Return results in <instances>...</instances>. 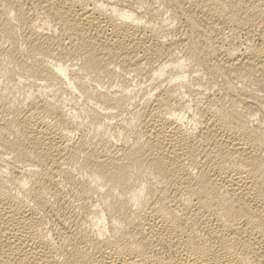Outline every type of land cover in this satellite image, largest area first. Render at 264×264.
<instances>
[{"label":"bare ground","instance_id":"bare-ground-1","mask_svg":"<svg viewBox=\"0 0 264 264\" xmlns=\"http://www.w3.org/2000/svg\"><path fill=\"white\" fill-rule=\"evenodd\" d=\"M0 264H264V0H0Z\"/></svg>","mask_w":264,"mask_h":264}]
</instances>
